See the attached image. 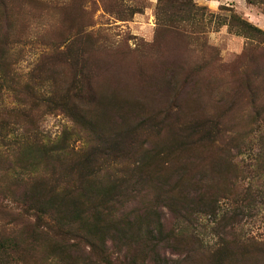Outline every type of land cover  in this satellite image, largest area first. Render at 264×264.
Returning a JSON list of instances; mask_svg holds the SVG:
<instances>
[{
  "label": "rangeland",
  "instance_id": "obj_1",
  "mask_svg": "<svg viewBox=\"0 0 264 264\" xmlns=\"http://www.w3.org/2000/svg\"><path fill=\"white\" fill-rule=\"evenodd\" d=\"M194 1L206 7L207 20L234 9L264 30V0ZM157 6L158 0H0V26L1 32L9 31L12 72L20 81H27L32 71L60 83L78 75L99 98L90 110L98 129L114 132L144 122L135 131L137 142L119 147L125 152L117 149L100 170L120 181L130 178L133 160L147 156L152 164L141 192L127 182L126 200L113 212L133 220L149 215L153 206L161 211L172 239L161 246L159 256L145 258L146 263L155 264L151 260L157 257L159 264H211L214 252L234 238L264 243V176L257 170L264 154V40L233 34L209 21L199 33L191 21L184 22L183 29L167 27L158 21ZM45 83L39 84L42 90ZM12 102L2 90L0 106ZM202 120L219 129L217 138L223 142L239 133L246 143L229 145L237 168L223 163L221 171L198 173L205 179V195L219 199L215 211L197 212L183 221L163 198L148 196V191L158 176L169 173L166 161L177 158L161 143L171 125ZM39 128L54 142L65 140L72 157L98 143L87 125L59 111L41 115ZM134 136L124 137L131 141ZM224 149H212L208 161L228 154ZM235 178L238 184L230 187ZM248 190L250 200L236 202L230 195ZM3 202L16 208L6 198ZM185 225L193 236L183 232ZM234 249L242 253L246 247L235 244ZM115 260L127 262L122 256Z\"/></svg>",
  "mask_w": 264,
  "mask_h": 264
},
{
  "label": "trees",
  "instance_id": "obj_2",
  "mask_svg": "<svg viewBox=\"0 0 264 264\" xmlns=\"http://www.w3.org/2000/svg\"><path fill=\"white\" fill-rule=\"evenodd\" d=\"M205 10L194 0H158L157 18L160 24L176 29H183V23L191 21L195 33L205 31L208 21L214 22L217 28L227 26L233 34L264 40V30L234 9L218 13L215 20H207ZM10 44L9 31L1 32L0 26V95L3 90L13 99L12 104L0 106V264H117L115 259L121 256L125 264H147L145 258L159 256L161 246L172 239V233L165 231L161 211L153 206L149 215L133 220H127L129 215L117 218L113 212L126 200L127 182L138 185L135 191L141 192L152 164L147 156L133 160L129 164L130 178L120 181L109 174L103 176L100 170L117 149L125 152L119 147L137 142L135 131L144 122L114 132L98 129L90 110L99 98L90 83L85 88L78 75L60 83L56 77L44 79L35 71L27 81H20L12 72ZM43 81L44 90L39 86ZM57 111L87 125L98 143L72 157L65 140L54 142L44 137L39 118ZM124 125L119 126L128 127ZM171 126L161 143L170 149V157L177 158L166 161L169 173L157 177L148 196L163 198L168 210L184 221L197 212L215 211L219 199L214 194L205 195L201 188L205 179L198 173L221 171L223 163L237 168L229 145L246 141L244 135L234 133L223 142L217 138L219 129L212 128L209 121ZM126 134L134 138L128 141ZM223 148L228 154L208 161L207 153ZM257 170L264 176V154ZM231 184L235 187L237 178ZM249 190L230 195L236 202L250 200ZM5 198L17 209L4 203ZM189 231L185 225L183 232L193 236ZM246 239L228 242L214 252L211 264H224L226 260L264 264V243ZM235 244L246 249L240 253L234 249ZM151 261L160 262L157 257Z\"/></svg>",
  "mask_w": 264,
  "mask_h": 264
}]
</instances>
